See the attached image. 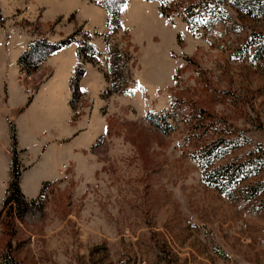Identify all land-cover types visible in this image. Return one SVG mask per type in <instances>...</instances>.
Instances as JSON below:
<instances>
[{
    "label": "rangeland",
    "instance_id": "obj_1",
    "mask_svg": "<svg viewBox=\"0 0 264 264\" xmlns=\"http://www.w3.org/2000/svg\"><path fill=\"white\" fill-rule=\"evenodd\" d=\"M123 1L111 32L91 0H0V261L264 264V15L192 0L187 24L179 0L162 12L157 1ZM73 33L96 55L73 94L58 69L53 102L36 93L54 63L28 73L16 59L31 41ZM64 111L83 144L27 199L71 147L52 122ZM11 130L27 149L16 144L22 210L3 206ZM36 144L45 150L25 169ZM249 162L259 172L235 185L231 170ZM221 167L223 192L203 179Z\"/></svg>",
    "mask_w": 264,
    "mask_h": 264
},
{
    "label": "trees",
    "instance_id": "obj_2",
    "mask_svg": "<svg viewBox=\"0 0 264 264\" xmlns=\"http://www.w3.org/2000/svg\"><path fill=\"white\" fill-rule=\"evenodd\" d=\"M99 7H101L106 12V25L109 31H115L119 28L118 16L120 12V8L122 7L124 1L123 0H91ZM147 1H157L159 3V9L162 12L163 7H168V3L170 0H147ZM179 0L180 11L181 15H183L184 20L187 24H190L191 21L188 19L190 16V9L193 8L195 4L198 3L200 0H197L195 3L191 1H183ZM216 1V4H220L223 2H229L231 5L237 8L248 9L253 8L258 14L264 15V0H212ZM183 3V5L181 4ZM194 4V5H193ZM76 34L73 33L72 35L59 40L57 42H48L44 39H38L31 41L27 44L26 49L21 52V54L16 59V65L19 70H24L26 72H33L35 71L39 65L52 53L70 45L76 44V59L77 63L73 69L72 77L70 80V88L72 94L77 91V83L79 78L83 75V68L82 63L89 60L91 57L96 55V51L93 45L89 44L85 41H78L75 40L74 36ZM87 53L89 54L87 56ZM90 57V58H88ZM16 137L14 130H11L10 135V145H11V160H10V180L8 183L7 195L3 201V206H9V209H12L14 206L17 209H25L28 205L24 202L22 195L19 192L18 188V179L20 177V172L17 167V158L15 153L16 148ZM255 162H249L247 164L239 165L237 169L231 170L232 172L236 173L235 177V185L254 177L258 172L259 169L257 168ZM227 167L221 168H213L210 170H205L203 173V179L207 181L209 184L217 187V190L220 192L226 191L224 188L225 183H227V176L228 171ZM45 186V184L43 185ZM252 187V186H251ZM247 187L244 189L245 192H252L253 187ZM250 188V189H248ZM229 189V188H228ZM232 189V188H231ZM32 204V202H31ZM3 209H0V213ZM0 264H15L13 261L7 258H2Z\"/></svg>",
    "mask_w": 264,
    "mask_h": 264
},
{
    "label": "crops",
    "instance_id": "obj_3",
    "mask_svg": "<svg viewBox=\"0 0 264 264\" xmlns=\"http://www.w3.org/2000/svg\"><path fill=\"white\" fill-rule=\"evenodd\" d=\"M73 48L75 50L76 49V45L75 44H70V45H68V46H66V47H64V48H62V49H60V50L52 53L51 55H49L42 62V64H44L45 66L49 62L52 63V64L54 63L53 64L54 65V70H53V75L50 78V81L47 82L44 85H41V87H39V89L37 90V93L36 94H38L40 91H43L44 90L46 92V94H48L49 100H52L54 102V100L56 99V94L55 93H56V91L58 89V87H57L58 77L54 76V74H58L59 73L58 72V69H63L62 71L64 73V80L67 79V82H69V80L71 78V74L73 72V69H74V67H75V65L77 63L76 54L74 55V58H73V56L70 55V58L68 60H66V62L64 61L62 64H60L55 59H57V58H61L62 59V57L64 56V52H66L68 49L72 53L73 52L72 51ZM84 71H85V73H84L83 77L81 78V81L79 82V85H78V87L80 89H82V88L85 87V83L82 82V81H84V77L87 74L85 68H84ZM64 80H63V84H64ZM1 83H3V82L1 81V78H0V87H1V90H2L4 85L1 84ZM69 92H70V90L67 91L66 88H64V86H62L63 103L65 102V99L67 98V95L69 94V96H70V93ZM52 122L53 123L54 122L55 123L62 122V127H59V125H58V129H57L58 131H56V132L58 133L59 137L62 140L65 139V140L68 141L70 138H72V140L70 142L71 143V147L68 148L65 152H63L62 158L60 160H52L51 161L50 165L45 170V175H44V177H42V181L40 183H38L40 180L36 181L34 191L31 193V195H30L29 198L26 197L27 199H31V198H34L35 197L36 193L38 192L39 186H40V184L42 182H47V181L55 178L56 174L59 172L60 166L62 164H65V163H67L69 161L68 160V156H69L70 153H72L73 148L76 147L77 145L79 146V144L82 143V141H77V142H74L73 141L76 138L75 137V134H77V133H76L75 130H73V132L71 131V127H70L69 122H68V114H67L66 111L63 112L62 116L59 118L58 121L56 120V118H53L52 119ZM72 136H74V137H72ZM16 141H17V145L19 146V148L22 149V150H25L27 152V149H25L21 145V143H20V137L18 135L16 137ZM55 148L56 149H59L56 144H55ZM44 150L45 149H44V146L43 145L42 146L41 145H37L36 152L35 153H28L29 154V157H30L29 162H31V164H28L29 162H27V166L25 167V169H27L30 166H32V164H33L34 161L39 160V158L42 156ZM4 156L6 157V155H4ZM8 156H9V154L7 155V157ZM47 160H48V157L45 158V159H43L44 163H47L48 164ZM2 165H3V170H5V169L8 170V167H9V158H8V164L6 165L5 163H3Z\"/></svg>",
    "mask_w": 264,
    "mask_h": 264
}]
</instances>
